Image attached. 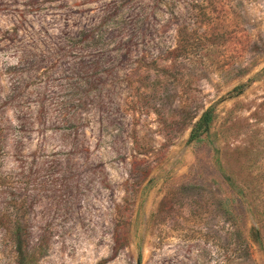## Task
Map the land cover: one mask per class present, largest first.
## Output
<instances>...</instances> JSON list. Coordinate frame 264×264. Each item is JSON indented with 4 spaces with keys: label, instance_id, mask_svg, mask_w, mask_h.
<instances>
[{
    "label": "rangeland",
    "instance_id": "rangeland-1",
    "mask_svg": "<svg viewBox=\"0 0 264 264\" xmlns=\"http://www.w3.org/2000/svg\"><path fill=\"white\" fill-rule=\"evenodd\" d=\"M0 138V178L37 182L24 264H264L235 238L264 232V0H0Z\"/></svg>",
    "mask_w": 264,
    "mask_h": 264
},
{
    "label": "trees",
    "instance_id": "trees-1",
    "mask_svg": "<svg viewBox=\"0 0 264 264\" xmlns=\"http://www.w3.org/2000/svg\"><path fill=\"white\" fill-rule=\"evenodd\" d=\"M184 32H182L181 35H183ZM183 38V36H182ZM183 46V45H182ZM184 47V46H183ZM99 66V63H96L92 68L97 69ZM175 67V65H173ZM163 68V71L165 73H170L171 68ZM83 68V65H82ZM104 73H108V71H104ZM87 85L90 87L94 83L86 82ZM243 86L237 87L234 92H240L242 91ZM91 90V88H90ZM148 100H152L149 98ZM145 99V102L148 101ZM217 119V114L214 107H211L204 111L199 119L194 123L191 134H190V142L195 143H201L209 139L211 129L213 127L214 122ZM2 145V141L0 138V147ZM216 152V163L219 165V157H218V150H215ZM30 172L29 170L26 171L25 169H21L20 173H12L8 179H2L0 178V182L9 183L11 187V191L8 194L9 197V204L12 208L13 215L11 218L6 219V224H3L2 226L6 229V232L8 233L9 238L12 240L13 245L16 249V253L18 255L19 264H24L25 261V255L28 251V244L24 238V228H26V220L23 218L24 213V207L26 204L27 194H24L21 196V193L19 190H24V187L29 186L30 184L37 183L36 180L30 178V176L25 175V173ZM1 185V184H0ZM36 197V196H34ZM237 201L235 198H226L225 200H221L220 206L221 209L224 211L225 214L229 215L232 218V221H234L235 225L237 226V217H235V211L234 209L230 210V205L235 203ZM15 217V218H14ZM235 238L238 240L239 245H245L247 248H249L250 243L258 246L261 251L264 254V232L257 226H253L249 231V237L248 239L244 237V233L239 228L235 231ZM115 247L114 250L118 252L122 248L126 247L129 243V234L123 233L119 236L115 237Z\"/></svg>",
    "mask_w": 264,
    "mask_h": 264
}]
</instances>
